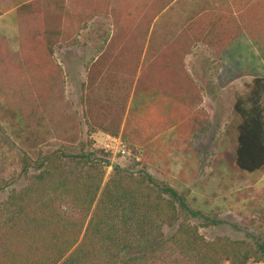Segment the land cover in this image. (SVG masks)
Segmentation results:
<instances>
[{"label": "trees", "instance_id": "16d2710c", "mask_svg": "<svg viewBox=\"0 0 264 264\" xmlns=\"http://www.w3.org/2000/svg\"><path fill=\"white\" fill-rule=\"evenodd\" d=\"M174 1L25 0L13 7L17 25L28 20L40 25L34 31L26 28L19 44L20 50L25 46V72L35 92L32 104L25 111L18 107L7 113L5 108L1 113L12 120L8 126L19 140L16 163L28 177L0 204V264H245L249 258L264 259V241L252 245L204 238L192 221L206 217L187 204L181 189L193 177L189 139L205 117L200 87L184 57L195 44L221 52L240 35L258 43L264 56V0L190 11L177 32L142 63L152 21ZM100 14L107 27L100 30V41L87 38L98 43L80 97L82 113L91 129L140 147L142 164L153 158L167 164L172 149L182 145V167L188 171H179L176 185L117 165L102 183L99 151L73 137L48 150L41 147L48 130L38 111L62 78L51 59L53 47L58 41L78 45V32ZM106 72L117 75L124 90L114 93L112 81L96 95ZM247 72L249 81L233 91L235 119L223 129L216 163L251 177L250 204L255 206L257 199L264 202V180L258 178L264 171V75L252 68ZM6 182L0 177V190Z\"/></svg>", "mask_w": 264, "mask_h": 264}, {"label": "rangeland", "instance_id": "374dc122", "mask_svg": "<svg viewBox=\"0 0 264 264\" xmlns=\"http://www.w3.org/2000/svg\"><path fill=\"white\" fill-rule=\"evenodd\" d=\"M22 1L25 0H0V177L7 181L5 188L0 190V204L5 202L11 188L17 191L28 177L20 172L16 163L19 140L12 133L13 128L8 126L12 120L1 116L5 108L7 113L17 110L18 107L25 111L32 104L31 96L35 93L31 78L26 75L22 58L25 46L20 50L19 44L26 28L34 31L39 29L40 24L28 20L27 23L24 21L17 25L13 7ZM242 1L244 3L245 0H175L152 21L141 62L177 32L190 11L215 8L221 4L235 8ZM77 8L76 6V10ZM103 16L98 15L91 25L87 24L78 32V45L58 41L53 47L51 59L60 67L62 78L60 81L56 80L54 93L38 111L44 117L41 121L43 129L48 130L44 134L45 141L41 147L48 150L66 144L73 137L76 142L87 141L90 147L99 151L96 155L103 159L102 183L111 176L113 166L117 165L143 169L157 181L176 185L181 181L179 171L182 168L184 173L188 171L186 167H182V161L186 157L182 145L172 149L167 164L155 158L152 163L142 164L139 160L140 147L126 145L119 135L110 136L100 130L91 129L82 113L80 97L86 84L90 60L94 59L95 45L98 43L95 40L100 41L103 35L100 30L107 27ZM91 37L95 40H87ZM257 44L249 41L245 35H240L221 52L214 51L212 47L195 44L184 57L187 70L200 87L201 106L205 117L201 127L189 139L187 154L192 159L189 161L191 169L188 172L193 177L181 189L186 195L187 204L206 217L193 220L192 223L207 239L219 236L244 240L252 245L264 241V202L257 199L255 206L250 204L254 197V190L250 188L253 186L255 189L251 177L245 172L216 163L223 129L229 121L235 119L232 113L233 91L249 81L248 68H252L254 74L264 75V56ZM15 66H18L17 71H14ZM102 75L105 84L94 89L96 95L97 92L101 94L112 81L111 90L114 93L124 90V83L117 75L107 72ZM258 178L259 181L264 180V172ZM211 219L214 222H210ZM245 264H264V259L249 258Z\"/></svg>", "mask_w": 264, "mask_h": 264}, {"label": "crops", "instance_id": "0c3cea01", "mask_svg": "<svg viewBox=\"0 0 264 264\" xmlns=\"http://www.w3.org/2000/svg\"><path fill=\"white\" fill-rule=\"evenodd\" d=\"M264 172V171H263Z\"/></svg>", "mask_w": 264, "mask_h": 264}]
</instances>
